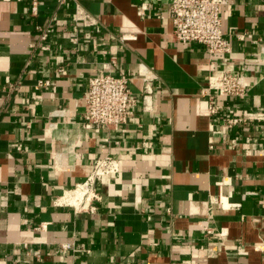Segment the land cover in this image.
<instances>
[{
	"label": "crops",
	"instance_id": "0c3cea01",
	"mask_svg": "<svg viewBox=\"0 0 264 264\" xmlns=\"http://www.w3.org/2000/svg\"><path fill=\"white\" fill-rule=\"evenodd\" d=\"M171 2L41 0L35 21L29 0H0V264H264V119L221 127L264 114V0L223 7L224 54L177 41ZM226 71L247 93L210 115ZM106 72L138 103L119 129L85 127L89 78ZM110 153L120 171L89 206L62 201Z\"/></svg>",
	"mask_w": 264,
	"mask_h": 264
},
{
	"label": "built area",
	"instance_id": "2783aa9c",
	"mask_svg": "<svg viewBox=\"0 0 264 264\" xmlns=\"http://www.w3.org/2000/svg\"><path fill=\"white\" fill-rule=\"evenodd\" d=\"M63 1L65 0H61V2ZM40 3L41 0H29V14L35 21L40 13ZM230 3L231 0H172L170 14L174 26L173 34L175 39L184 44L189 42L198 43L212 54L229 52L231 44L223 31L222 9ZM74 20L77 24L85 26H92L96 23L95 19L87 11L79 7ZM36 29L39 32V38L42 43L49 38L52 32L50 25L36 23ZM123 38L128 37L124 36ZM41 48L48 49L44 43ZM113 62L115 61L113 60ZM139 75L142 76L147 87L156 78L152 68L144 63L139 65ZM129 80L126 75H116L111 72L93 75L89 78L88 91L85 96V127L116 130L128 121L133 108L138 103L137 97L131 92ZM40 84L49 85L50 82L40 81ZM209 87L216 94L205 93L209 101L208 111L210 115H216L221 109V105L217 102V97H244L249 84L244 74H232L226 71L220 75L211 76ZM146 98L147 95H144V100ZM254 119H264V114L245 111L239 116L226 117L221 127L228 131L237 126L248 124ZM233 145H236V142ZM119 171L120 163L113 154L110 153L99 158L93 173L84 183L80 184L85 185L92 192L90 198L86 197L81 207H84L92 198L97 197L96 185L103 177ZM207 233H211V231L207 230ZM71 247L72 245L69 243L63 245L64 249Z\"/></svg>",
	"mask_w": 264,
	"mask_h": 264
},
{
	"label": "bare ground",
	"instance_id": "6f19581e",
	"mask_svg": "<svg viewBox=\"0 0 264 264\" xmlns=\"http://www.w3.org/2000/svg\"><path fill=\"white\" fill-rule=\"evenodd\" d=\"M92 192L85 186L80 185L74 190L68 192L62 199V201H67L76 206H81V204L85 201L86 197L91 196Z\"/></svg>",
	"mask_w": 264,
	"mask_h": 264
}]
</instances>
